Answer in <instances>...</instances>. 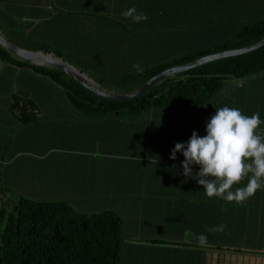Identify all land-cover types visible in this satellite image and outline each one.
Segmentation results:
<instances>
[{"label": "crops", "instance_id": "crops-1", "mask_svg": "<svg viewBox=\"0 0 264 264\" xmlns=\"http://www.w3.org/2000/svg\"><path fill=\"white\" fill-rule=\"evenodd\" d=\"M133 6L147 21L121 16ZM263 18L264 0H0L5 36L20 26L25 36L18 45L29 48L28 37L74 51L85 64L68 62L87 74L101 73L90 70L93 65L103 72L134 73L135 63L144 68L170 52L223 41ZM224 106L248 116L259 112L264 120V69L228 79L200 106H161L127 117L81 113L49 75L0 57L2 195L12 201L20 196L66 201L78 212L116 211L123 219L122 264H264V209L239 213L248 219L239 243L231 246L239 250L217 249L206 231L210 221L226 225L225 240L236 230L220 224L224 213H205L202 187L191 197V185H201L182 174L183 155L169 158L175 144L186 143L193 131L206 135V121ZM32 112L36 116L27 119ZM168 169L180 172L170 175L181 194L169 198L143 188L159 186L157 172ZM187 230L205 234L208 243L198 245Z\"/></svg>", "mask_w": 264, "mask_h": 264}, {"label": "trees", "instance_id": "trees-1", "mask_svg": "<svg viewBox=\"0 0 264 264\" xmlns=\"http://www.w3.org/2000/svg\"><path fill=\"white\" fill-rule=\"evenodd\" d=\"M175 12L176 14L183 13V11ZM168 27L162 26L160 29ZM173 28H176V32H182L178 31L179 26ZM263 38L264 18L250 21L242 25L228 39L212 45L192 48L180 54L177 51L170 52L172 55L161 57L158 63L144 67L142 73H129L124 80L127 84L126 91L138 87L171 66L183 64L217 51L252 45ZM29 49L42 50L56 56L60 54L57 48H52L40 41H34ZM0 57L19 64L30 65L49 75L66 89L72 105L81 113L88 115L120 114L127 117L140 116L152 108L161 106H200L208 102L228 79L242 78L264 69L263 45L243 54L213 60L179 72L153 86L147 93L136 99L112 101L87 89L64 71L22 60L1 45ZM35 116L33 112L27 113V119ZM192 167L194 174L199 171L194 166ZM170 172L180 173L169 169L160 170L155 177L164 184L161 185L160 182L159 186L152 185L143 188H148L151 194L164 195L169 198H172V195L174 197L181 194L182 192H176V189L181 190L182 187L176 185L177 180L171 177ZM155 173L150 174L149 177L153 178ZM188 178L194 179V177ZM246 184L247 180H244L234 187H243ZM191 186L192 188L189 184L184 186L187 191L191 188V197L198 192L200 187L203 188L202 185L199 188L197 185ZM262 208L264 209L262 190H258L246 203L239 205L215 197L209 199L206 196L205 213H224L225 216L221 218L220 224L226 223L228 232L231 229L236 230V235L229 240L223 239L225 234L222 232H211L208 238L218 243L217 249L239 250L231 246L239 243L242 237L239 234L248 227V224L246 226L243 224L248 219L239 216V213H257L256 211ZM239 221L242 225L238 223ZM214 224L210 221L209 225L213 227ZM122 229L123 219L112 209L100 212H78L66 201H40L20 196L11 210L4 207L0 209V264H122Z\"/></svg>", "mask_w": 264, "mask_h": 264}, {"label": "clouds", "instance_id": "clouds-1", "mask_svg": "<svg viewBox=\"0 0 264 264\" xmlns=\"http://www.w3.org/2000/svg\"><path fill=\"white\" fill-rule=\"evenodd\" d=\"M121 16L136 23L148 19L145 13L137 12L135 6L122 11ZM132 67L137 73L144 71L140 63ZM215 109V114L206 121V135L193 131L186 143L175 144L169 158L177 160V153L183 155L182 174L194 177L209 199L215 197L228 203L244 204L258 190L264 191V127H261L264 120L259 112L248 116L235 107ZM193 165L199 166L195 174ZM244 180H247L245 186L234 187ZM225 228L226 225L221 224L206 231L223 232ZM186 235L194 236L200 246L208 243L203 233L197 236L187 230Z\"/></svg>", "mask_w": 264, "mask_h": 264}, {"label": "water", "instance_id": "water-1", "mask_svg": "<svg viewBox=\"0 0 264 264\" xmlns=\"http://www.w3.org/2000/svg\"><path fill=\"white\" fill-rule=\"evenodd\" d=\"M0 45L4 47L6 50H8L12 55L22 60H28L37 65L49 66L64 71L66 74L77 80L84 87L98 94L99 96H102L112 101H130L143 96L153 86L160 84L169 77L175 76L179 72L186 71L188 69L194 68L196 66H199L201 64L213 60H217L233 55H239L258 49L264 45V38L252 45L217 51L214 53L200 56L192 61L183 64L171 66L159 72L158 74L154 75L153 77H151L150 79L139 85L138 87L132 90H128L126 92H118L103 86L101 83L89 77L87 74L82 72L79 68H77L73 64L69 63L68 61L64 60L59 56L54 55L53 53L44 52L42 50H33L15 44L11 42L4 35V33H2L1 30H0Z\"/></svg>", "mask_w": 264, "mask_h": 264}, {"label": "rangeland", "instance_id": "rangeland-1", "mask_svg": "<svg viewBox=\"0 0 264 264\" xmlns=\"http://www.w3.org/2000/svg\"><path fill=\"white\" fill-rule=\"evenodd\" d=\"M203 20H204V18H203ZM19 27L20 26L12 27V28H14V32H11V33H9L7 31V27H2L3 30H5L6 32H8V33H6L7 38L11 42H13L15 44H17L18 41L20 42L21 40H24V36H25V35L21 34V32L19 30H17ZM231 35H227L226 36L227 37L226 39L230 38ZM220 41H217V42H220ZM26 42H28V45L27 46H32L34 44V42L32 40H30V38H28V37L26 39ZM42 43H44V42H42ZM208 43H209V45H212L215 42L210 39L208 41ZM47 44L50 47H52V48H57L58 47V46H56L52 42L47 43ZM58 48L59 49L57 51L60 52V54L58 56H61L62 58H64L67 61H73L74 60L75 62L80 63L81 65L85 64V60H82L81 58H78V55H77L76 52L71 51V50L63 51V50H65L64 48H61V47H58ZM89 68H90V70H95L97 72H101L100 74H95V73H88V74L90 76H92L93 78H96V80L104 83V84H102L103 86L108 87V88H111V89H113L115 91H118V92H126V89L125 88H127V86H126L127 84H126V82H124V80H126L125 78L128 76V74L127 73H124V71L122 73H120V72H118V73H110L108 71V69H104V72H103V71H100V69L94 67V65L93 66H89ZM130 68H132V67H130ZM110 81H113L116 84L110 85L111 83H108ZM9 199L10 198H5L2 195V193L0 194V209H1V207L6 208L7 210H11L13 208V206H14V204H15L16 201L15 200L12 201V200H9Z\"/></svg>", "mask_w": 264, "mask_h": 264}, {"label": "built area", "instance_id": "built-area-1", "mask_svg": "<svg viewBox=\"0 0 264 264\" xmlns=\"http://www.w3.org/2000/svg\"><path fill=\"white\" fill-rule=\"evenodd\" d=\"M196 169H199V166H197V165H193Z\"/></svg>", "mask_w": 264, "mask_h": 264}, {"label": "bare ground", "instance_id": "bare-ground-1", "mask_svg": "<svg viewBox=\"0 0 264 264\" xmlns=\"http://www.w3.org/2000/svg\"><path fill=\"white\" fill-rule=\"evenodd\" d=\"M85 74H87V73H85ZM88 75V74H87ZM96 80V79H95Z\"/></svg>", "mask_w": 264, "mask_h": 264}]
</instances>
